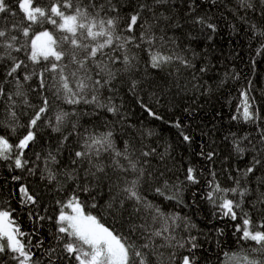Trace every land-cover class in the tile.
<instances>
[{
    "label": "trees",
    "instance_id": "1",
    "mask_svg": "<svg viewBox=\"0 0 264 264\" xmlns=\"http://www.w3.org/2000/svg\"><path fill=\"white\" fill-rule=\"evenodd\" d=\"M18 2L5 0L9 11L0 13V30L7 33L0 38V87L5 93L0 96V137L13 145L10 158H0V211L11 213L24 234L18 238L33 260L38 264H77L64 252L56 222L61 209L71 214L64 205L75 195L85 214L96 216L114 234L134 244L147 264H182L184 256L193 264H245V256L264 264L261 245L241 239L242 232L237 231L247 213L250 230L264 232V203L258 201L264 193V0H72V8L61 9L66 15L80 8L93 16L99 11L97 20L118 17L113 44L95 58H86L85 49L64 42L62 37L71 34L46 20L32 24L29 37H24L22 29L30 22L24 19ZM56 2L34 0V6L47 12ZM137 12L140 18L130 32V17ZM197 18L215 25V31L194 23ZM46 30L59 40L57 50L75 52L83 67L73 63L70 55L58 62L41 58L40 63H33L30 39ZM13 36L16 41L11 40ZM76 39L90 49L106 38L84 39L78 32ZM8 43L13 47L7 48ZM153 55L171 59L153 67ZM14 60L24 63L15 78L6 76ZM52 62L64 70L73 91H79L83 80L89 87L82 95L89 100L95 95L97 101L67 103L69 94L62 88L60 73L45 70ZM18 90L22 95L15 94ZM242 93H247L253 113L249 121L243 118ZM45 99L47 118L32 129L35 141L21 157L27 164L17 168L20 150L15 146ZM62 112L69 115L58 124L56 117ZM108 132L112 134L111 149L87 147L92 138ZM125 149L136 167L145 170L139 193L150 207L125 199V181L136 178L130 169L123 171L117 166L118 161L128 168L129 161L115 155ZM76 152L87 155L78 158ZM254 160L260 163L245 175ZM101 167L103 171H97ZM189 168L194 169L195 183L187 179ZM237 181L239 189H249L243 198L238 192L215 191L216 185L221 189L237 187ZM22 186L36 198V205L24 203ZM209 193L213 194L211 200ZM224 199L242 200L241 207L235 209L236 219L224 215L219 207ZM165 226L169 231L162 237L149 239L153 231ZM170 236L175 239L164 238ZM191 237H195V248L189 243ZM145 243L148 248L143 247ZM13 255L7 251L0 254V264H18L11 259ZM135 260L138 264L139 257Z\"/></svg>",
    "mask_w": 264,
    "mask_h": 264
},
{
    "label": "snow or ice",
    "instance_id": "2",
    "mask_svg": "<svg viewBox=\"0 0 264 264\" xmlns=\"http://www.w3.org/2000/svg\"><path fill=\"white\" fill-rule=\"evenodd\" d=\"M155 2L160 3L163 0H155ZM242 3L245 0H241ZM248 7L252 5L250 3L247 4ZM18 7L24 14V19L29 21L28 27L22 29V35L24 37H29L30 28L32 24L41 23L43 21H47L48 23L56 26L60 31L64 33H69L71 36L64 35L62 37L64 42H70L72 46L75 48H82L87 51L86 58H95L99 52H101L105 47L111 46L113 44V31L118 25V17H112L108 19H99L96 17L99 16V11L96 12L95 16L89 13L87 10L81 11L80 8H75L74 13L66 15L64 11L61 9H69L73 7L72 0H57L56 3H53L50 9L46 12L42 10L39 6H34V0H19ZM93 8H96L97 5L93 4ZM145 7V5H141V8ZM103 6H100V11H103ZM114 10V9H113ZM9 11L5 0H0V13ZM53 17H59L62 21L58 23L56 19ZM140 18V13L130 17V22L128 24V31H132L133 27L137 25V22ZM194 23H198L201 25H206L207 28L215 31V25L208 23L203 18H197ZM145 27V25H142ZM150 27V26H147ZM147 27L145 31H147ZM94 29H98L94 31ZM84 38H91L92 40H96L97 37H105L103 43H98L95 47H91L89 49L88 45L79 43L76 39L77 34ZM7 33L3 30H0V38L5 37ZM264 35V33H261ZM142 39L145 38L144 34H142ZM119 39V37H116ZM12 41H16L17 37H11ZM60 46V42L57 38H54L51 32L43 31L34 36V38L30 39V55L29 59L33 63H40V59L42 58L44 61H49L52 58L54 61H61L65 58L66 55H70V59L73 63H79L81 67H83V62L78 61L76 57V53L72 52L71 54L65 53L63 50H57ZM7 48H12L13 44L8 43L6 45ZM21 49L17 48L16 51H20ZM125 63H128V58L125 57ZM171 57H163L160 55L152 56V66L159 67L162 62H167ZM24 66L23 61L16 62L14 60L12 66L6 73L8 77H16L18 70H20ZM50 72H59L60 79L62 81V88L69 94L66 96V102L69 104H79L81 102L84 103H95L97 101V97L93 95L91 100L87 99L82 93L89 85L85 84L83 80H81L78 84L79 91H73L72 88L69 87L68 77L64 75V70L59 67V65L55 62H52L49 67L45 69ZM72 75H75L73 73ZM43 76V73H41ZM25 80L30 79V76H25ZM43 84V80L41 81ZM107 83V81H105ZM95 85L102 86L100 81H95ZM133 87H135V82L133 83ZM4 89L0 87V96H3ZM16 95H22V93L18 90ZM244 97L243 102V118L245 121L252 120L253 113L249 111L250 105L248 104L247 93H242ZM8 99L11 100V94H9ZM14 103V102H13ZM11 111V116L16 118V113L14 110ZM48 111V101L45 99L43 101V106L39 107L38 110L35 111L34 116L29 120L28 123V131L26 135H24L19 143L15 146L19 149V153L15 159V166L17 168H24L27 164L26 160H22L21 157L24 155L23 150L28 148L30 143L35 141V133L32 131L35 128L39 121L42 119H46V113ZM108 111H116L114 108H108ZM239 111V109H238ZM149 114L155 116V113L149 110ZM68 113L62 112L57 115L56 120L58 124L63 123L65 118L68 116ZM159 119L160 117H156ZM236 117H233L235 119ZM179 127V124L176 125ZM75 127V125H73ZM55 131H59V127L54 128ZM111 132H108L101 138H92L91 143L87 144L89 149H92L95 146H99L100 148H104L105 150L111 149L113 147L111 142ZM264 138V137H262ZM67 139V137H65ZM185 140H189L188 136H184ZM13 145H11L8 140L4 137H0V158L9 159L10 156L8 153H11ZM237 151L243 152V149L237 147ZM96 154L99 155V149H97ZM147 156L150 153H142ZM76 157H83L87 155L84 152H76ZM115 155L120 157L122 156L124 159L129 161L128 168H124L123 165H120L117 161V166L123 170H131L133 173H136V178L130 181H125V187L122 191L126 194L125 199L133 200L136 204H144L146 207H150L144 198L139 193V185L144 180L145 170L143 168H137L136 163L133 162L128 153L127 149L124 152L116 151ZM212 154H208V158L211 159ZM52 159H55L54 157ZM259 160H254V164L251 167H248L245 170V175L253 173L255 170V165L259 164ZM97 171L102 172L103 168H98ZM95 175V173H93ZM55 177H50V179H54ZM149 178H151V174L149 173ZM16 179H19L17 177ZM187 179L192 182H196V176L194 175V169H188ZM237 187L231 189H221L219 185H216L215 191L217 192H231L233 194L239 193L240 197H245L249 189H239V181L236 182ZM264 183V181H262ZM21 193L25 197L24 203H31L32 205L37 204L36 198L28 192L26 187H21ZM87 191V189H85ZM157 192L161 190L156 189ZM162 194V193H161ZM172 199L173 197H168ZM213 198V194L209 193V199ZM260 203H264V193H261V196L258 198ZM123 201L121 202V204ZM241 201H233L232 199H224L223 202L219 205L221 209L224 210V215L231 216L232 219L237 218V214L235 209L241 207ZM64 207L70 208L72 210V214H67L61 209L60 214L57 217V232L60 234L58 239L63 241V250L67 254L70 260L74 259L77 264H137L135 260L136 257H139L138 264H147L145 255L136 250L135 245L129 243L125 238L114 234L113 230H110L108 227H105L104 224L100 223L96 216L91 214H85L83 210V206L79 202V198L73 195L68 203L64 205ZM158 216L163 217V213L159 212V209L155 210ZM244 219L242 221L243 227L238 226L237 231L242 232L241 239L243 240H251L256 242V244L261 245L260 251H264V232L261 231H251V219L248 218L247 213H244ZM39 219H44L43 216H40ZM173 225H175V220H173ZM169 231V226H165L162 229L153 231L151 236L162 237L164 233ZM24 235L20 232L19 228L15 226L14 221L11 218V213L9 211H0V254H4L6 251L11 252L15 255L11 256V259H14L18 262V264H38V261L33 260V254L29 249H26L24 243L18 238L19 236ZM166 240L175 239L174 236L164 237ZM195 237H191L189 243H191L192 248H195L197 245L194 243ZM183 244H179V247H183ZM144 248H148L149 244L145 243L143 245ZM131 249V254H130ZM256 251V249H253ZM174 255V254H173ZM245 264H260L259 261L249 260L247 256L244 258ZM182 264H193V261L188 257L184 256L182 258Z\"/></svg>",
    "mask_w": 264,
    "mask_h": 264
},
{
    "label": "rangeland",
    "instance_id": "3",
    "mask_svg": "<svg viewBox=\"0 0 264 264\" xmlns=\"http://www.w3.org/2000/svg\"><path fill=\"white\" fill-rule=\"evenodd\" d=\"M71 214H72V210H71Z\"/></svg>",
    "mask_w": 264,
    "mask_h": 264
}]
</instances>
